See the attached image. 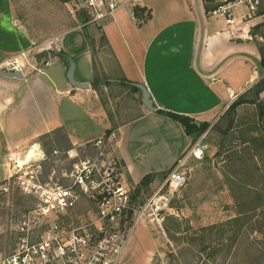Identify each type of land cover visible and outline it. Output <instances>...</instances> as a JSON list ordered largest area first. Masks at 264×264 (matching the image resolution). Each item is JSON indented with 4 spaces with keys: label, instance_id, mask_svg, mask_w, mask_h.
Here are the masks:
<instances>
[{
    "label": "crops",
    "instance_id": "0c3cea01",
    "mask_svg": "<svg viewBox=\"0 0 264 264\" xmlns=\"http://www.w3.org/2000/svg\"><path fill=\"white\" fill-rule=\"evenodd\" d=\"M63 7L59 0H0V62L26 51L32 65L23 78L0 73V169L6 154L27 150L58 130L75 145L116 130L115 154L127 179L140 184L152 175L155 189L194 142L180 122L159 109L214 127L242 96L250 102L231 117L242 126L259 117L257 104L251 102L256 84L246 87L264 77V45L251 33L264 17L231 28L206 11L205 0H143L140 7L150 15L143 23L122 9L115 21L99 27L87 25L83 13L77 17V10L70 14ZM33 52L43 59L34 60ZM69 57L76 60V80L90 83L89 88L74 87L68 80ZM96 58L104 73L99 91L94 87ZM137 84L148 88L155 111L146 107ZM260 99L264 102V89ZM263 120L258 131L239 126L229 130L243 137L234 156L243 159L249 152L247 161L256 167L257 177L264 170ZM218 146L212 145L215 150ZM201 161L192 159L189 167ZM226 161L240 160L229 155ZM224 174L233 183L227 170Z\"/></svg>",
    "mask_w": 264,
    "mask_h": 264
},
{
    "label": "built area",
    "instance_id": "2783aa9c",
    "mask_svg": "<svg viewBox=\"0 0 264 264\" xmlns=\"http://www.w3.org/2000/svg\"><path fill=\"white\" fill-rule=\"evenodd\" d=\"M142 2L76 0L75 4L87 17L86 24L102 27L115 21L122 9L131 11L134 22L143 23L145 19L136 13ZM212 4L210 14L222 17L231 28L264 17V0H212ZM28 66L32 65L26 51L0 62V68L9 71L24 73ZM237 96L231 92L232 98ZM207 133L177 160L142 203L134 202L133 188L125 186L127 177L115 154L116 130L79 145L95 148L98 156L94 159L81 158L78 150L74 157V149H69L68 155L78 158L70 168L60 167L57 160L50 163L43 149L32 159L28 150L25 155L11 153L8 175L0 183V246L5 247L0 250V264H118L139 224L155 222L162 228L165 215L175 212L173 197L190 179V161L204 159ZM16 193L30 199L31 206L22 208Z\"/></svg>",
    "mask_w": 264,
    "mask_h": 264
},
{
    "label": "rangeland",
    "instance_id": "374dc122",
    "mask_svg": "<svg viewBox=\"0 0 264 264\" xmlns=\"http://www.w3.org/2000/svg\"><path fill=\"white\" fill-rule=\"evenodd\" d=\"M59 1L64 6L63 9L66 8V13L71 14L72 9H77L76 0ZM75 15L78 17L79 12L77 11ZM89 24L93 23L87 25ZM251 33L254 34L252 36L257 43L264 45V18H260L255 26L251 27ZM32 55L34 60L42 58L36 52ZM95 68V80L100 81L104 73L97 58ZM121 91L128 93L127 89ZM127 99L133 103L130 96ZM230 118L231 114L221 122L218 121L214 127L209 126L203 133L208 131L204 139L207 144L205 157L199 166L190 165V179L172 200L175 212L165 215L161 223L162 228L155 222H149L148 226L139 224L118 264H264V205L259 209H252L256 205V200L248 198V195L249 192L257 190L246 188L249 184L256 185L260 182L259 191L264 195L261 178L264 170L259 171L261 174L259 177L256 176V167L251 161H247L249 152L244 153L243 159L234 156L238 152L234 148L241 145L243 137L240 132L225 131ZM253 120V124L243 126L240 120L234 121L233 127H248V130L258 131L259 120L258 118ZM198 138H194V142ZM47 140L52 141L53 148L58 150L59 154H54L53 148L43 147L40 140L31 143L27 150L30 151L33 148L31 146L38 145V149H43L51 158L50 163L57 160L60 167L67 168L78 160L68 155L69 149H74L72 152L74 157L76 150L83 159H94L98 156L95 148L72 144L59 132L44 137L42 141ZM217 143L219 146L215 150L212 145ZM22 152L23 155L27 153L26 149ZM229 155L240 161L223 162ZM9 156V153L6 154L0 169V183L8 175ZM262 166L264 169V164ZM225 170L230 173L233 183L230 182L229 176L224 174ZM247 170L249 172H246ZM126 181V188L128 186L133 188V201L136 203H142L154 190L150 185L140 187V184H133L128 179ZM243 186L244 189H241ZM15 195L22 208L31 206L30 199L19 193ZM261 202L264 203V198ZM4 248V245L0 246V250Z\"/></svg>",
    "mask_w": 264,
    "mask_h": 264
},
{
    "label": "trees",
    "instance_id": "16d2710c",
    "mask_svg": "<svg viewBox=\"0 0 264 264\" xmlns=\"http://www.w3.org/2000/svg\"><path fill=\"white\" fill-rule=\"evenodd\" d=\"M205 7H206V11L210 12L214 8V5L212 4V0H205ZM136 13H137V16L139 18L145 19V20L147 18H149V16H150L149 14L145 15L143 7H138L136 9ZM84 20L85 21L88 20L86 16H85ZM261 54H262L261 65L264 68V46L261 47ZM98 84H99L98 80L94 81V87L99 91V85ZM253 88L255 91V96H254L253 101H251V102L257 104L258 112H259V117H258L259 127L262 128L260 121H261V119H264V102L260 99V92L264 89V77L262 79H260V81ZM247 102H250V100H248L247 98H244L242 96H239V98L229 106L228 113L231 115L236 114L237 107L240 106L241 104L247 103ZM158 111H159V113L164 114V115L180 122L184 126L187 134L194 136V138L200 137L209 127V123H202V124L198 125V123L192 117H190L188 115L180 114V113L173 112V111H167L164 109H159ZM234 121H235V118L231 117L229 126L226 129V131H229L233 127ZM58 132L67 138V135L63 130H58L52 134L44 135V136L40 137V143L43 145V147H47L49 149H52L53 145L51 144L52 143L51 140H47L45 142H43L42 140L44 137L52 136ZM109 132H111V131H109ZM69 147H71V146H69ZM54 149L55 148H53L52 150H54ZM49 152H51V151H49ZM258 171H260V170H258ZM247 172H249V171L247 170ZM260 175L261 174L259 173L258 176H260ZM152 177H153L152 175L145 176L144 179L142 180V182L140 183V187L150 185ZM261 178L263 179V188H264V173H263V177H261ZM261 183H262V181H261ZM259 185H260V182H257L256 185L249 184L246 186V188H253L254 190H257L256 192L253 191L254 193L252 191L249 192V195H248V198L256 200V205L252 209H259L262 205H264V203L261 202L264 198V195H262V193L259 191V188H260ZM241 189H244V186ZM247 191H250V189H247ZM251 193H253V195H250Z\"/></svg>",
    "mask_w": 264,
    "mask_h": 264
},
{
    "label": "water",
    "instance_id": "95a60500",
    "mask_svg": "<svg viewBox=\"0 0 264 264\" xmlns=\"http://www.w3.org/2000/svg\"><path fill=\"white\" fill-rule=\"evenodd\" d=\"M59 52V51H57ZM75 71H76V60L74 57L68 58V71H67V78L70 81V83L74 87H79L82 89H87L90 87V83L88 82H78L75 77ZM0 73L8 76V77H17V78H23L24 73L22 71H9L0 68ZM137 86L142 90L143 92V101L146 107L151 109L152 111H155L157 109L156 106H154V101L151 97V93L149 92L148 88L143 84H137ZM262 125L264 127V120L262 121ZM213 127V125L211 126Z\"/></svg>",
    "mask_w": 264,
    "mask_h": 264
},
{
    "label": "bare ground",
    "instance_id": "6f19581e",
    "mask_svg": "<svg viewBox=\"0 0 264 264\" xmlns=\"http://www.w3.org/2000/svg\"><path fill=\"white\" fill-rule=\"evenodd\" d=\"M37 151H38V148L33 147L32 150L29 151V156H28V158H29V159H32L33 156L35 155V153H36Z\"/></svg>",
    "mask_w": 264,
    "mask_h": 264
}]
</instances>
